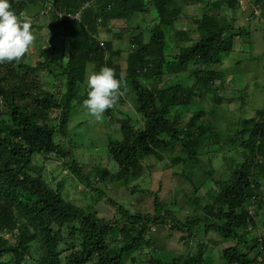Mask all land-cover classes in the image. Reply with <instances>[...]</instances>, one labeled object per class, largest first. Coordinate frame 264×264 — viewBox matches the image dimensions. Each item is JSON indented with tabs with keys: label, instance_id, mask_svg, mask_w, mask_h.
Returning <instances> with one entry per match:
<instances>
[{
	"label": "trees",
	"instance_id": "1",
	"mask_svg": "<svg viewBox=\"0 0 264 264\" xmlns=\"http://www.w3.org/2000/svg\"><path fill=\"white\" fill-rule=\"evenodd\" d=\"M194 1L201 5L192 18L199 38L186 26L176 25L184 4ZM10 4L23 17L32 5L47 9L42 21L50 22L64 34L68 58L64 62L63 53L58 55L55 45L50 44L35 53L39 58L35 63L28 58L32 53L27 52L19 63L0 64V264H137L140 256L158 250L150 230L161 225L170 231L167 238L174 232L181 233L188 251L172 258L152 257L150 264H207V244L195 241L200 228L205 233L215 231L223 241L233 243L224 249L221 264H264V230L263 235L250 238L258 226L257 214L264 208L260 191L264 177V107L251 116V126L245 119V127L237 134L244 138L249 133L241 143L246 147L243 160H231L227 166L230 176L216 180L217 186L207 191L208 200L197 195L202 183L194 186L188 203L197 213L182 220L165 205L159 192L153 191V210L133 211L111 199L114 214L107 218L97 208L95 195L106 194L98 183L107 178L132 187L135 193L142 184L134 187L132 183L143 177L148 167L146 158L164 161L169 157L172 168L183 177L188 171H196L203 140L217 133L214 122L206 121L207 111L200 105L209 92L226 88V76L235 73L246 77L247 71L240 68L252 70L246 65L247 59L253 58L247 55L251 50L238 49L236 39L256 44L253 34L264 27V0H10ZM225 5L241 10V15L224 13ZM78 13L79 18L68 16ZM137 13L145 20L153 16L148 30L132 33L124 74L117 62L122 50L103 38L100 31L111 27L113 20L130 21ZM243 18L247 23H241ZM34 25L41 30L46 26L43 22ZM131 30L135 27L127 25L125 31ZM168 30H174L179 43H190L170 60L166 50ZM123 33L121 30L115 36L123 38ZM103 66L113 68L117 78L123 77L120 105L127 106V99H132L135 111L143 116L137 126L134 117L123 113L117 103L106 110L110 123L121 131V138L110 134L107 144L117 165L115 171L100 166L88 170L71 148L79 143L75 129L69 128L70 118L76 112L87 115L82 106L87 96L86 77L89 70L99 71ZM185 72L188 83L173 81L174 76ZM46 73L62 74L64 78L57 87L48 88L44 86ZM258 82L252 84V94ZM249 85L215 94L216 105L230 102L234 114L233 103L240 101L237 111H242L253 103L249 101L251 95H247ZM198 103L197 111L184 118L187 109ZM55 111L56 124L42 122ZM115 112L123 116L117 117ZM57 132L69 139V148L55 139ZM54 154L64 160L59 168L68 169L73 176L58 180L56 175L49 177V172L44 176L28 170V164L35 159L45 160ZM259 155L263 160L258 159ZM20 163L19 169L13 166ZM205 174L213 177L214 172L205 170ZM69 181L76 190L77 182L89 189L78 190L83 196L78 202L68 197ZM252 200L254 214H250ZM89 203L95 206L91 209ZM194 241L198 247L191 253Z\"/></svg>",
	"mask_w": 264,
	"mask_h": 264
},
{
	"label": "rangeland",
	"instance_id": "2",
	"mask_svg": "<svg viewBox=\"0 0 264 264\" xmlns=\"http://www.w3.org/2000/svg\"><path fill=\"white\" fill-rule=\"evenodd\" d=\"M244 3L247 0H242ZM200 3L198 1H194L193 3H185L184 10L182 16L176 22L177 27H187L192 30V35L195 38H199V29H196V24L192 22V18L196 13V10L200 7ZM236 11V12H235ZM46 12L41 5H32L26 10L27 17L31 18L28 19L32 26V31L35 36V41L31 48L29 49L28 53L30 56L28 57L32 63H35L39 58L36 57L35 53L38 52L40 49L49 46L50 44H54L58 55L63 53L64 62L68 58V53L66 50L67 42H63L62 38L64 34L58 30L55 25L50 24V22L42 21V14ZM223 12L230 14V16L241 15V10L228 9L225 5L223 8ZM245 12V11H244ZM132 20L126 21L124 19H116L113 20L111 23V27L109 28H101L100 34L103 38L112 40L116 49H121L122 54L117 58V62L121 63L123 67V72L126 74L125 69L127 68V55L131 48V43L129 39L132 36V33H137L141 31V29L148 30L149 21L153 15H150L147 20L143 17V15L137 13ZM45 20V18L43 17ZM241 23H247L246 18L240 19ZM264 21V20H263ZM46 24L44 28L37 29L35 27V23ZM135 27V30L125 31L127 25H131ZM147 28V29H146ZM258 28V27H257ZM121 30L124 31L123 38L116 37L115 34L120 32ZM146 31V38H148L149 34ZM264 27L260 29V31L255 32L254 39L256 40V44L254 46L252 44H247L245 39L237 38L236 46L237 48L251 50V54L248 53L247 59L249 63H246L248 67H252V70H246L244 68H240L241 70L247 71L246 77H248V81L246 77H238L235 73L226 76V85L223 91H215L219 94H223L224 91L230 92L234 90V88H240L242 84L249 85L247 88H252L254 81H259L256 86V91L252 94V89L248 90L247 95L250 96V100H253V103L246 105L243 107L242 111H237L238 104L240 101H234L235 111L234 114L232 113V107L230 102H225L222 105L215 103L214 96L217 93L209 92L206 96V100L201 103V105L195 104L192 108H188L187 112L184 114V118H188L192 113L197 111V105H200L201 108L206 110V121L212 120L214 122L215 128L217 133L207 136L203 141V146L200 148L201 154V161L196 166L195 172L188 173V176H181L178 174V169L172 168L170 165L169 157L166 158L164 161H160L156 158H146L145 164L148 166L145 169L144 175L139 180L132 183V186H137L138 183L142 185L138 186L137 191L133 193L131 188H126L123 186L120 181H115L113 179L107 178L106 180H96L99 181L98 186L105 191L106 194L103 195L100 193H96L97 196V208L100 210L102 216H106L107 218H111L114 214V208L111 203V199H115L118 202H122L127 205L133 211L136 210H153L154 208V198L153 195L150 193L153 191H158L161 197V200L167 205L169 208L175 210L176 215L179 216L182 220L188 216L189 214L197 213V210L194 208H190L188 203V198L194 195V186H200L197 195L202 197L204 200H208L207 191L210 188H215L217 186L216 180H220L222 178H228L230 176L229 170L227 168L229 162L231 160L241 161L244 158V153L246 152V147L241 143L247 139L248 134L246 133L244 138L241 136H237L239 131L245 127L244 120L248 119L250 121V126L253 124L254 120L251 118L256 110L264 107ZM166 44H167V54L168 59H174L175 55L180 53V48L185 45H190V43H179L174 38V30H168L166 32ZM57 36V37H53ZM54 38V39H52ZM61 62V61H60ZM58 62V65L61 63ZM90 69L92 67L90 66ZM92 70H89V74ZM94 72V71H93ZM44 86L50 87H57L60 83V79L64 78L62 74L59 75H52L46 73L44 75ZM171 81V80H170ZM173 81H181L183 83H188L189 79L187 77V72L182 73L178 76L173 77ZM129 82V80L125 81ZM64 90L66 86L63 85L62 87ZM246 88V89H247ZM261 93V94H260ZM127 106L122 107L120 103L117 101V106L120 108L122 107L123 113L132 115L134 120L139 126L142 123V115L135 111V107L133 105L132 99H127ZM255 101V102H254ZM229 104V105H228ZM203 105V106H202ZM215 112V113H214ZM123 113L115 112L117 117H122ZM58 115V111L49 114L45 119H42V122H51L52 124H56V116ZM8 118V117H7ZM85 120V121H84ZM202 120V118H201ZM84 121V122H83ZM201 124V122H198ZM69 128L75 129L74 132L77 133L75 136L78 139V146L71 147L72 152L75 154L77 159L86 164V168L89 170L93 166H100V167H107L111 171H115L116 163L112 160L110 153L107 149V144L109 140V135L116 138H121V131L117 125L110 123L109 115L104 113L103 120L101 122H96L94 118L92 119L88 114L86 115L84 112L82 113H73L70 121H69ZM249 132V128H248ZM55 139L58 141H63V145L65 148H69V139L67 137H63L60 133H56ZM74 139V138H73ZM211 144H204L207 142H211ZM53 157L46 158L45 160L39 158L35 159L31 163L28 164V167L31 173L46 175L45 172H49L48 176L51 175L57 176L58 180L63 179L65 175L67 178L73 176L68 169L63 168L61 170L58 166L62 165L64 160H59L56 155H52ZM66 160H69L68 158ZM21 164L13 165L15 168L19 169ZM181 169V168H180ZM206 171L214 172L213 177H210L205 174ZM51 174V175H50ZM55 176V177H56ZM95 178V177H94ZM144 179V180H142ZM204 181V183L202 182ZM78 190L88 191V188H84L83 185L79 182ZM69 185L67 189L68 197L70 200L73 201H80L83 199V196L80 195V192L76 190L75 185L73 182H67ZM260 191L263 194L264 200V177L260 180ZM145 186V187H144ZM144 187L145 193L141 192L142 188ZM148 187V189L146 188ZM81 204L80 202L78 203ZM90 208L92 209L95 206V203H89ZM264 208L259 211L257 214V221L258 226L254 228L250 233V238L256 236L257 234H261L264 230ZM170 230V229H169ZM150 232L154 234V237L157 241V249H153L148 252L147 255H142L139 257L137 264H150L149 259L152 257L155 258H172L173 255H178L180 252L188 251L185 242L181 238V233H172V237L167 238V234L170 232L167 230V227L164 226H152ZM195 241L204 242L208 246V251L206 253V262L207 264H221L220 258H223V251L226 247L232 245V242L223 241V238L216 233L215 231H210L205 233L204 229L200 228L197 233ZM193 242L194 248L190 249L191 253L195 251L196 242ZM198 247V246H196ZM224 261V260H223ZM222 264H229L224 261Z\"/></svg>",
	"mask_w": 264,
	"mask_h": 264
},
{
	"label": "clouds",
	"instance_id": "3",
	"mask_svg": "<svg viewBox=\"0 0 264 264\" xmlns=\"http://www.w3.org/2000/svg\"><path fill=\"white\" fill-rule=\"evenodd\" d=\"M27 18L31 19L12 10L10 0H0V64L19 63L33 45L35 36ZM122 82L123 77L117 78L115 70L108 66L87 75V96L82 106L96 122H101L106 110L117 103ZM258 159L263 160V156Z\"/></svg>",
	"mask_w": 264,
	"mask_h": 264
},
{
	"label": "built area",
	"instance_id": "4",
	"mask_svg": "<svg viewBox=\"0 0 264 264\" xmlns=\"http://www.w3.org/2000/svg\"><path fill=\"white\" fill-rule=\"evenodd\" d=\"M87 5H89V3L87 4ZM46 12H47V10H46ZM61 16H62V14H60ZM70 18H79V16H80V13H78L77 15H68ZM2 104H3V96L0 94V108H1V106H2ZM255 211H256V207H255V205H254V200H252L251 202H250V214H254L255 213ZM263 233V232H262ZM261 233V235H263Z\"/></svg>",
	"mask_w": 264,
	"mask_h": 264
}]
</instances>
